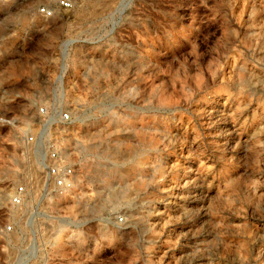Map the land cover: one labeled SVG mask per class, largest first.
<instances>
[{
  "label": "rangeland",
  "instance_id": "rangeland-1",
  "mask_svg": "<svg viewBox=\"0 0 264 264\" xmlns=\"http://www.w3.org/2000/svg\"><path fill=\"white\" fill-rule=\"evenodd\" d=\"M71 1L0 0V264H264V0Z\"/></svg>",
  "mask_w": 264,
  "mask_h": 264
},
{
  "label": "built area",
  "instance_id": "built-area-1",
  "mask_svg": "<svg viewBox=\"0 0 264 264\" xmlns=\"http://www.w3.org/2000/svg\"><path fill=\"white\" fill-rule=\"evenodd\" d=\"M57 7L60 9H70L72 7L71 0H57ZM39 12L44 16H51L55 12V7L43 5L39 7ZM38 112L45 116L42 122L41 133H43V126L46 124V131L52 125L56 123L68 122L71 120L72 115L69 109L56 108L51 109L50 112L41 105L38 107ZM26 140L33 143L35 147L39 148L41 139H38L32 134H28ZM41 147L44 152L42 156V165L45 169L44 172V183L46 189L56 191L58 193L68 189L73 183V167L70 163L64 162L59 155V151L56 144L51 139H46L45 142L41 143ZM26 193V187L23 183H18L14 186L11 200L14 204H19L22 201L23 196ZM10 228V225H7Z\"/></svg>",
  "mask_w": 264,
  "mask_h": 264
},
{
  "label": "bare ground",
  "instance_id": "bare-ground-1",
  "mask_svg": "<svg viewBox=\"0 0 264 264\" xmlns=\"http://www.w3.org/2000/svg\"><path fill=\"white\" fill-rule=\"evenodd\" d=\"M55 128H57V129H59V130L61 131L63 127L60 126V123H56ZM45 129H46V124L43 126V131H45ZM51 192H53L54 194H55V193H57V194L63 193V192L58 193V192H56V191H51V190H49L48 193H51ZM46 195H47L46 193L42 194V196H44V197H45ZM31 248H35V246L33 245V243H32V245H31Z\"/></svg>",
  "mask_w": 264,
  "mask_h": 264
}]
</instances>
